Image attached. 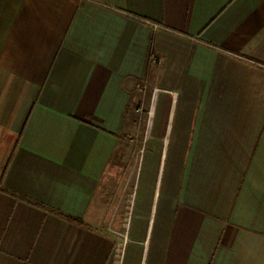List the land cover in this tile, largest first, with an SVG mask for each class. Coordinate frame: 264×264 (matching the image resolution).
I'll return each mask as SVG.
<instances>
[{
  "label": "crops",
  "instance_id": "1",
  "mask_svg": "<svg viewBox=\"0 0 264 264\" xmlns=\"http://www.w3.org/2000/svg\"><path fill=\"white\" fill-rule=\"evenodd\" d=\"M0 264H264V0H0Z\"/></svg>",
  "mask_w": 264,
  "mask_h": 264
},
{
  "label": "rangeland",
  "instance_id": "2",
  "mask_svg": "<svg viewBox=\"0 0 264 264\" xmlns=\"http://www.w3.org/2000/svg\"><path fill=\"white\" fill-rule=\"evenodd\" d=\"M143 111L146 113L147 109L143 108L141 112ZM124 177L119 182L116 178L114 183L110 185L109 191L104 187L101 188L96 201H99L102 207L108 206L112 211L127 209L126 204H128L132 189V171L126 172Z\"/></svg>",
  "mask_w": 264,
  "mask_h": 264
},
{
  "label": "trees",
  "instance_id": "3",
  "mask_svg": "<svg viewBox=\"0 0 264 264\" xmlns=\"http://www.w3.org/2000/svg\"><path fill=\"white\" fill-rule=\"evenodd\" d=\"M68 220L70 221H74V222H77V223H80V220L77 219V218H74V217H70V216H67V215H64Z\"/></svg>",
  "mask_w": 264,
  "mask_h": 264
}]
</instances>
